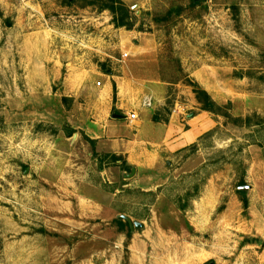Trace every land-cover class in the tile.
I'll list each match as a JSON object with an SVG mask.
<instances>
[{"label": "rangeland", "instance_id": "1", "mask_svg": "<svg viewBox=\"0 0 264 264\" xmlns=\"http://www.w3.org/2000/svg\"><path fill=\"white\" fill-rule=\"evenodd\" d=\"M122 1L143 32L82 1L0 0V264H264V0ZM126 32L157 47L161 81H195L244 127L214 116L196 148L129 178L86 139L124 65L95 46Z\"/></svg>", "mask_w": 264, "mask_h": 264}, {"label": "crops", "instance_id": "2", "mask_svg": "<svg viewBox=\"0 0 264 264\" xmlns=\"http://www.w3.org/2000/svg\"><path fill=\"white\" fill-rule=\"evenodd\" d=\"M120 35L124 40L119 45L104 47L99 42L95 46L96 52L103 51L110 59L124 65L112 77L117 84L116 99L110 86H106L101 96L97 94L96 97L103 100L104 109L100 115H95L87 133L98 146L123 156L128 165L151 171L158 167L163 155L177 154L196 145L220 123L214 115L200 110L194 95L187 88L180 91L179 85L163 82L158 71L149 70L151 64L156 66L158 62V57H154L158 52L155 45L143 44V35L137 32ZM117 50L127 55L126 59H115ZM82 78L85 79L86 75L82 74ZM173 87L179 90H173ZM183 93L188 96L183 97ZM146 98L153 100L151 108L143 107ZM168 102L172 104L169 107L171 114L164 115ZM114 111H120L125 118H116ZM132 112L139 115V121L134 125L127 121V115ZM160 113L163 115L156 122L154 116Z\"/></svg>", "mask_w": 264, "mask_h": 264}, {"label": "trees", "instance_id": "3", "mask_svg": "<svg viewBox=\"0 0 264 264\" xmlns=\"http://www.w3.org/2000/svg\"><path fill=\"white\" fill-rule=\"evenodd\" d=\"M78 1H82L83 4L81 7H92L96 9L99 13L109 12L112 16V24L115 26V28H124L127 31H139L143 32V29L140 27L136 29L137 24V18L135 17V14L131 11V9L122 1V0H64L65 4L68 6H71L73 4H76ZM199 5V3L196 2V0H192L191 4L189 5V8L194 9ZM187 86L192 87L193 93L195 95V98L197 100V103L200 106V110L203 112L210 113L214 116L223 117L230 123L239 126L244 127L245 123L243 119L241 118H234L230 115L229 106H223L219 105L213 98L210 96V94L202 89L195 81L189 80L187 81ZM117 91L116 88H114V100L116 99ZM171 103L168 102V112L167 114H171V111L169 109V105ZM114 114L117 116H121V118H125V115L122 114L120 111H114ZM160 115L163 114H156L154 116V120L158 122L160 120ZM194 116V115H192ZM209 135H212V133H209ZM88 142H90L92 145L96 144V141L91 140L90 138H86ZM254 145V144H253ZM197 145H193L192 148H196ZM261 147L264 148V145H261ZM117 157H114V160ZM126 171L131 172L132 167L128 164L125 165ZM245 184L244 180L241 181L240 186H243ZM239 186V187H240ZM198 188L196 187L194 189L195 194H193V191H189L186 193L185 197L186 199L190 198H196L198 194ZM237 194L240 198V201L243 203L244 210L246 211L249 208V199L245 192L239 191L237 189ZM187 206L184 205L181 210H186ZM121 224L125 225L128 228V236H131V231L128 226V224L125 221H120Z\"/></svg>", "mask_w": 264, "mask_h": 264}, {"label": "water", "instance_id": "4", "mask_svg": "<svg viewBox=\"0 0 264 264\" xmlns=\"http://www.w3.org/2000/svg\"><path fill=\"white\" fill-rule=\"evenodd\" d=\"M70 1H71V0H70ZM197 1H198V0H196V2H197ZM103 68H104V66H103ZM115 117H116V118H121V116H115ZM135 173H136V170L133 169V170H132V173H131L128 177H129V178L133 177V176L135 175ZM251 189H252V187H251V186H248V185L240 186V187L238 188V190H239V191H242V192H246V191H249V190H251ZM121 219H123V220L128 224V226H129V228H130V231H131L132 233H134L135 231H138V230L144 228V225H142V224L139 223V222L132 221V219L129 218V217H127V216H121Z\"/></svg>", "mask_w": 264, "mask_h": 264}, {"label": "built area", "instance_id": "5", "mask_svg": "<svg viewBox=\"0 0 264 264\" xmlns=\"http://www.w3.org/2000/svg\"><path fill=\"white\" fill-rule=\"evenodd\" d=\"M127 55H125L126 57ZM144 108H151L153 106V100L151 98H146L142 103ZM127 121L130 125H134L139 121V115L136 112H132L127 115Z\"/></svg>", "mask_w": 264, "mask_h": 264}]
</instances>
